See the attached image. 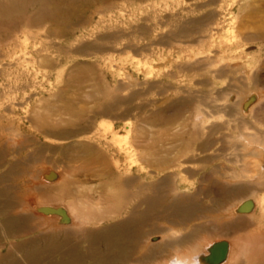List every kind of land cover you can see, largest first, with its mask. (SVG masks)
Returning a JSON list of instances; mask_svg holds the SVG:
<instances>
[{
  "label": "rangeland",
  "instance_id": "obj_1",
  "mask_svg": "<svg viewBox=\"0 0 264 264\" xmlns=\"http://www.w3.org/2000/svg\"><path fill=\"white\" fill-rule=\"evenodd\" d=\"M205 1L116 0V7L102 22L95 21L60 38L47 39L48 27L21 30L23 24L17 33L0 32V191L10 195L11 201L0 218L17 211L33 214L35 209L24 202V195L35 194L33 197L42 203L38 210L57 209L56 221L67 217L64 207L72 201L81 203L84 212L93 217L83 224L85 227L105 230L128 217L132 207L124 204L121 214L108 213L122 204L110 205L105 196L126 188L116 184L113 158L123 169L131 166L126 176H141L127 189L143 190L140 199L158 191L193 195L200 190L198 202L215 206L223 193V173L239 168L238 162L229 160L234 157L233 145L242 142L245 151L250 145H258L254 135L264 131V0H210L213 3L208 7L203 5ZM210 9L219 10L214 20L224 23L225 29L220 32L224 37H231L233 30L227 32L231 26L236 30L244 25L236 40L239 45L235 44L238 46L232 52L234 59H222L218 54L219 62L213 66L220 70L218 77L204 75L211 67L195 64L197 57L204 55L202 50L209 48L210 37L201 41L199 34L175 35L181 26L197 29L200 21L209 17ZM34 10H28L29 14ZM31 32L41 35L33 38ZM8 43L16 45L12 57L1 55ZM17 57L21 59L15 62ZM235 63L237 67L221 70L220 66ZM203 80L210 83L203 85ZM211 101L215 102L213 106H221L222 114L213 118L215 128L204 129L206 119L205 125H197L204 121L199 108ZM130 127L134 132L129 133ZM135 133L140 135L138 147L132 145ZM209 134L210 149L199 155L196 145ZM121 147L133 150L131 159ZM191 151L201 159L212 157L194 162ZM140 153L145 154V164L139 160ZM167 175H174L172 185L163 184ZM38 176L55 186L64 181L69 190L59 195L57 186L49 190L41 187ZM73 190L76 194L71 193ZM102 193L104 199L100 201ZM162 201L168 199L162 196ZM234 201L227 204L228 210L239 202ZM144 209L145 205L139 207L140 211ZM101 213L107 219L100 220ZM164 213L163 207L157 206L142 228L150 231L160 223L169 229L153 235L149 242L142 239L144 243H132L128 255L113 264H163L171 258V249L153 261L135 260L146 253L148 245L167 239L169 234L190 237L198 223H204L205 229L190 238L185 253L207 242L232 243L243 234L223 230L220 222L210 218L171 225L155 218ZM216 214L218 219L223 216ZM44 223L20 220L16 228L22 233L8 237L0 228V238L4 239H0V253L9 250L7 242L30 238L34 234L30 225L43 227ZM252 226L245 232H254L256 226Z\"/></svg>",
  "mask_w": 264,
  "mask_h": 264
},
{
  "label": "bare ground",
  "instance_id": "obj_2",
  "mask_svg": "<svg viewBox=\"0 0 264 264\" xmlns=\"http://www.w3.org/2000/svg\"><path fill=\"white\" fill-rule=\"evenodd\" d=\"M115 1L116 0H0V32L14 30L16 31L15 33H17L19 31L18 27L23 24L21 30H31L34 26L40 29L48 27L46 28L49 34L46 35L47 39L49 37L50 39L51 37L60 38L61 35L75 33V31H77L76 29L86 28L95 21L102 22L105 15L116 7L117 3H115ZM212 3V1L207 0L203 5L208 7L212 5ZM33 8H35L33 11L34 13L29 14L28 10ZM218 12V9H210L207 15L209 17L203 18L197 29L189 30L181 26L176 30L178 33H175V35L186 37L199 34V39L201 41L204 38L210 37L209 48L207 49L206 47L207 50H202L201 48L204 55L197 57L195 61V64H199V66L205 65L211 67L208 70L206 69L207 73L205 72L204 74L206 76L208 74L217 75L220 72L218 68L213 69L214 64L219 62L218 54H221L220 57H222V59H234V53L232 52L235 50L234 48L239 45L237 37L242 35L240 32L244 26H242V24L237 26V29H239L238 33L236 31L237 29L234 30V27L231 26L227 29V32L230 29L233 30L231 37H224V35L220 34V32L225 29L224 23L221 21L219 22V20H214ZM96 15H98V18H96ZM111 17L112 16L108 17L109 19L106 20H110ZM206 21L208 22L205 25L204 23ZM37 31L40 30L38 29ZM31 34H33V38L41 35L39 32H31ZM249 35L254 34L251 33ZM217 38L219 39L217 40ZM216 41L219 42L216 44ZM218 43L221 46H218ZM237 43L238 45L235 46ZM7 46L9 47H6V50H3L1 55L12 57L16 53V48L14 49L16 45L8 43ZM22 46L25 47L26 45L22 44ZM180 50L184 51L182 49ZM202 51L200 53H202ZM238 56L239 55H237V57ZM20 59L19 57L14 58L15 62H18ZM237 66L238 63L225 64L220 67L221 70H224L229 67V69H231ZM193 67L195 70L200 69L199 67ZM208 83H210L208 80H203L201 82L203 85H207ZM200 91L201 89L196 92L198 93ZM194 92L193 90V93ZM212 102L214 101L209 102L208 105L203 104V107L199 108V117L202 116L204 121L197 125H205L206 119L208 122L204 126V129L215 128L214 126H216L217 123L213 118L222 114L220 110L221 106H213L211 104ZM130 132H134V129L131 127L129 133ZM254 137L255 139H253V141L258 145H250L245 151L242 142L233 145L232 155L234 157L229 160L238 162L239 168H228V171L223 173L224 179L222 180L224 181L221 185L223 191L221 197L226 199L222 200L221 197H218L215 206H202L201 203L198 202L200 190L193 195H186L184 193L179 194L177 192L171 194L170 192L158 191L159 194H147L145 198L140 199L142 195L145 194L143 190L127 191V189L133 187L141 176H126L125 174L130 172L131 166L127 165L123 169L119 160H115L114 158L112 160L114 164L113 167L115 168L114 172L117 173V176L115 175L116 184L124 185L126 188L120 192L121 194L116 193L114 195H108L109 197L107 195V197L105 196L108 202L111 201L110 205L112 203H115V205L116 203L122 204V206H114L112 209L108 210V213L111 215L121 214L124 210V204H130L132 207L131 210L128 211V217L112 223L103 231L99 228H89L83 225L88 221L90 222L93 217L84 212L81 203L78 204L72 201L67 202L64 207V209L66 208L65 215L67 217H65V219H58L57 221L59 222H57L55 220L57 209H53L54 207H41L39 208L41 210H38L36 207L39 205L41 206L42 203L37 201L35 194V197H33V194H26L24 195V202L32 209H35V212H32L33 214H28L17 211L16 213L14 212L13 215L11 214L10 216L0 218V228L5 231V236L8 237L16 233H22L21 230L16 228L20 220L30 222L36 219L37 222L39 220L45 223L43 227L33 224L30 225V232L34 233L31 237L29 236L30 238L27 237L28 239L26 240L12 243L7 242L6 244L9 250L0 253V264H113L114 262H120L128 255L132 243L149 242V239L153 235L164 233L169 229V226L156 223L150 231L145 232V230H143V225L147 224L149 219H151V213L156 210L157 206L158 208L163 207L165 213L163 216H155V218L162 219L170 225L188 224L198 219L210 218L212 222L214 220L220 222V228L223 230H234L235 233L242 232L243 234L234 238L232 243L229 240L210 244L207 242L202 245L199 244V248L195 249L193 252L185 253L183 249L184 246L191 241L190 238L199 235V233L205 229H203L204 223H198L192 227L191 234L193 235L190 237L169 234L167 239L148 245L146 253L140 255L135 261H153L156 257L162 256L166 249H171V258L163 264H264V131L260 135H254ZM139 138L140 135L135 133L132 145L138 147ZM210 139L211 135L209 134L200 143H197L195 151H198L199 155L204 154L210 149ZM121 149L123 148L121 147ZM123 150L126 151L129 157L133 151H130V147ZM195 151H193L194 153L191 151L193 154L190 155L191 158L194 159V162L203 161L212 157L204 156L203 159H201L197 157L198 154H196ZM129 159H131V157ZM139 160L145 164L146 157L144 153L139 154ZM190 162H192V160H190ZM179 170L182 171L181 169ZM112 175H109V177ZM180 175L182 176L183 174ZM96 176L100 177V174ZM173 176L167 175L164 178L163 184L172 185ZM38 178L40 179L41 187L48 189L57 186L48 182V179L45 177L42 178L38 176ZM49 178L52 179L53 177ZM184 179L185 178H183V180ZM65 185L68 184L62 181L57 186V188L59 187V195L69 190L64 187ZM142 186H146V184ZM149 186L158 187V184L149 183ZM73 192L76 194L75 190L71 191V193ZM77 192L79 193V191ZM204 195L207 196L206 193ZM2 196H6V198H2ZM162 196L168 199L166 203L162 201ZM9 197L10 195H7L4 191H0V215L5 214L4 212L9 209L11 204ZM103 199L102 193L99 195V200L103 201ZM234 200L239 202L228 210L227 204ZM141 205H145V209L140 211L139 207ZM255 212H257L258 215L254 216ZM216 213H221L223 216L218 219L219 216L217 218L214 216L217 215ZM101 214L102 215L99 214L100 216H98L100 220L103 221V219H107L106 213L104 214L105 216H103V213ZM76 222L81 226H78ZM250 225L256 226L254 232H245ZM24 227H26V225ZM6 233L8 234L6 235ZM142 239H144V241ZM101 242L102 244L104 242V247L103 245L102 247L100 246ZM0 244L2 243L0 242ZM2 247L3 246L0 245V249Z\"/></svg>",
  "mask_w": 264,
  "mask_h": 264
}]
</instances>
